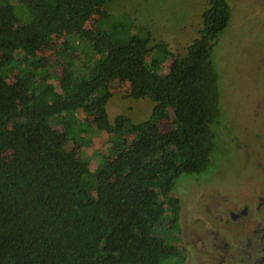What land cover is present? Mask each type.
Returning <instances> with one entry per match:
<instances>
[{
    "label": "trees",
    "instance_id": "trees-1",
    "mask_svg": "<svg viewBox=\"0 0 264 264\" xmlns=\"http://www.w3.org/2000/svg\"><path fill=\"white\" fill-rule=\"evenodd\" d=\"M111 1L0 0V264L183 262L176 234L164 232L179 227L176 181L213 165L221 116L213 52L231 6L209 0L198 37L178 56L165 43L151 46V32L130 14L105 12L88 29ZM61 34L54 53L64 67L51 78L42 53ZM118 78L131 82L132 99L156 103L148 120H109V85ZM90 105L104 128L77 119ZM65 116L81 144L79 164L61 142ZM97 152L99 165L89 161Z\"/></svg>",
    "mask_w": 264,
    "mask_h": 264
},
{
    "label": "rangeland",
    "instance_id": "rangeland-1",
    "mask_svg": "<svg viewBox=\"0 0 264 264\" xmlns=\"http://www.w3.org/2000/svg\"><path fill=\"white\" fill-rule=\"evenodd\" d=\"M208 1L113 0L103 8L96 9L86 27L95 30L105 12L113 15L130 14L138 25L151 32V46L165 43L174 54L184 56L199 35ZM228 2L231 6V21L213 52V60L220 75L221 112L218 123L213 127H216L217 136L213 165L206 172L185 175L176 181L172 195L180 200L179 227L175 232L174 229L164 232L166 237L176 234L177 239L172 242H177L181 249L186 247L187 258L182 256V264H210L206 257L201 259V240H205L208 245L207 238L212 237L208 233L211 227L213 238L218 236L219 226L213 225L212 220V209L218 194L236 197L239 194L256 202L257 189L264 183V0ZM8 20L14 28L21 27L15 15H9ZM64 38L63 34L52 38L50 48H44L42 53L51 64L47 66L49 74H53L51 78L61 73L64 67L62 62L65 56L61 55L55 63L54 53V49L61 48ZM96 51L100 52L101 48H96ZM131 89V82L123 78L109 85L110 97L106 110L111 122L123 116L137 125L151 117L156 103L150 99H132ZM96 100L98 104H103V96ZM91 107L79 110L77 119L89 128H104L99 112ZM61 121V142L66 143L70 150L72 162L79 164L83 154L81 144L72 139L75 126L66 116ZM163 123V131L171 130L172 119ZM100 155L97 152L89 161L99 165ZM84 186L93 198L97 197V187L88 182ZM234 201H237L236 198L225 200L223 204L227 203L230 207L224 210H234ZM234 231H239V228Z\"/></svg>",
    "mask_w": 264,
    "mask_h": 264
},
{
    "label": "flooded vegetation",
    "instance_id": "flooded-vegetation-1",
    "mask_svg": "<svg viewBox=\"0 0 264 264\" xmlns=\"http://www.w3.org/2000/svg\"><path fill=\"white\" fill-rule=\"evenodd\" d=\"M263 188L264 183L257 189L256 202L239 194L238 197L232 194H218L212 209L213 225L219 226L218 236L213 238L212 227L208 229L212 237L208 236V245L205 240H201V259L206 257L210 264H264ZM235 198V209L224 210L230 207L227 203L223 204L224 201ZM236 228H239V231L235 232ZM186 254V247L183 246L182 256L187 258Z\"/></svg>",
    "mask_w": 264,
    "mask_h": 264
}]
</instances>
